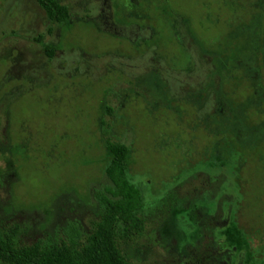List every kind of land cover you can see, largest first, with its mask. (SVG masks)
Segmentation results:
<instances>
[{"label":"rangeland","instance_id":"obj_1","mask_svg":"<svg viewBox=\"0 0 264 264\" xmlns=\"http://www.w3.org/2000/svg\"><path fill=\"white\" fill-rule=\"evenodd\" d=\"M59 1L0 0V222L85 238L113 139L151 208L133 264H264V0Z\"/></svg>","mask_w":264,"mask_h":264},{"label":"trees","instance_id":"obj_2","mask_svg":"<svg viewBox=\"0 0 264 264\" xmlns=\"http://www.w3.org/2000/svg\"><path fill=\"white\" fill-rule=\"evenodd\" d=\"M37 1L51 21L61 23L70 18L69 8L59 0ZM46 52L51 56L48 46ZM106 147L111 154L106 167L111 183L95 193L101 214L92 220V231L85 238L74 233L69 239L56 243L40 240L22 244L16 230L0 222V261L8 264H133L126 247L145 232L151 208L144 190L130 174L131 146L107 139ZM236 162L238 159L233 158V164Z\"/></svg>","mask_w":264,"mask_h":264}]
</instances>
